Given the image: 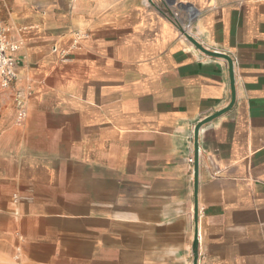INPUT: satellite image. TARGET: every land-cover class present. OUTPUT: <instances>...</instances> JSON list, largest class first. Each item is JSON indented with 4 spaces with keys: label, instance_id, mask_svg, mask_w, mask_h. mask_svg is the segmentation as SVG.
I'll list each match as a JSON object with an SVG mask.
<instances>
[{
    "label": "crops",
    "instance_id": "1",
    "mask_svg": "<svg viewBox=\"0 0 264 264\" xmlns=\"http://www.w3.org/2000/svg\"><path fill=\"white\" fill-rule=\"evenodd\" d=\"M0 22L31 91L21 122L0 102V264H193L196 234L198 264H264V0H0ZM233 98L196 192L195 128Z\"/></svg>",
    "mask_w": 264,
    "mask_h": 264
},
{
    "label": "built area",
    "instance_id": "2",
    "mask_svg": "<svg viewBox=\"0 0 264 264\" xmlns=\"http://www.w3.org/2000/svg\"><path fill=\"white\" fill-rule=\"evenodd\" d=\"M169 17L176 25L181 27V33L186 39L187 35H189L197 40L192 33V23L195 15L188 14L182 19L181 13L177 8L170 10ZM10 31L11 29L9 26L0 22V102L3 94L12 92L17 108V120L21 122L27 116V102L31 91L30 89L24 91L19 86L21 76L17 71V66L20 64L18 52L23 43L21 40L12 39L10 37ZM81 37L80 33H76V41ZM67 55V53H64L63 59H66ZM190 162H194V157L190 158Z\"/></svg>",
    "mask_w": 264,
    "mask_h": 264
},
{
    "label": "water",
    "instance_id": "3",
    "mask_svg": "<svg viewBox=\"0 0 264 264\" xmlns=\"http://www.w3.org/2000/svg\"><path fill=\"white\" fill-rule=\"evenodd\" d=\"M187 39L194 44L198 49H200L201 51H203L204 53L211 55V56H216V57H221L224 58L225 60L228 61L229 64V68H230V73L232 75L231 78V82H232V87H234L233 85V62L232 59L230 58V56L226 55V54H222V53H218L215 51H211L209 49H206L199 41H197L196 39H194L193 37L187 35ZM234 102V98L232 100V103L226 107L225 109L218 111L217 113L209 116L208 118L204 119L202 122H200L196 128H195V158H194V163H195V190L197 192L198 189V145H197V135L199 132V129L201 128V126L211 120H213L214 118L218 117L219 115H221L222 113L226 112L227 110H229V108L233 105ZM197 206H196V211H197ZM193 250H194V260H193V264H198V236L196 234L195 239H194V243H193Z\"/></svg>",
    "mask_w": 264,
    "mask_h": 264
}]
</instances>
